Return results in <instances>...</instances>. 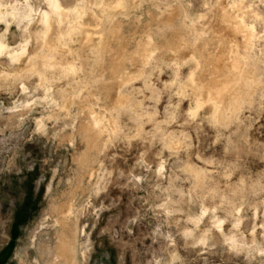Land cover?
<instances>
[{
	"label": "clouds",
	"instance_id": "clouds-1",
	"mask_svg": "<svg viewBox=\"0 0 264 264\" xmlns=\"http://www.w3.org/2000/svg\"><path fill=\"white\" fill-rule=\"evenodd\" d=\"M77 6L111 45L0 56V174L44 189L27 264H264V0ZM237 37L252 62L217 69Z\"/></svg>",
	"mask_w": 264,
	"mask_h": 264
},
{
	"label": "rangeland",
	"instance_id": "rangeland-1",
	"mask_svg": "<svg viewBox=\"0 0 264 264\" xmlns=\"http://www.w3.org/2000/svg\"><path fill=\"white\" fill-rule=\"evenodd\" d=\"M59 1L61 5L65 8H73L74 6L76 7L80 3V0ZM28 3L34 11L32 13L34 23L31 25L32 27L28 28L26 31V22L21 23L19 27L16 23H14L15 21H12L10 18H6V22L0 21V36L4 35V43L10 49L18 53L20 47L26 44L27 42L26 50L29 52V54H31L34 49L43 48L42 46L36 43L31 32L35 28V21H37L36 19L39 18V12L48 9L46 4L43 2H41L38 6L37 0H28ZM24 6L25 0H0V13L3 14L5 12H9V10L13 7H16V9H21ZM83 11L84 14L82 13L81 17L79 15H77V17L75 14L70 15V18L67 19V22L65 21L66 24L64 23L66 26L63 24L65 26V29L64 26L60 28L62 32H53L49 36V40H51L52 44L53 37L56 38L58 46L63 52L76 53L77 55H80L82 54V52H86L89 49L96 48V46L100 48H106L111 45L114 39V33L111 29H113V27H116L115 23L112 24L110 27L107 17H102L99 11L93 10L96 12V19L92 17V13H89L86 8L82 10V12ZM76 18H81L78 19V24L76 22ZM74 20L76 23L74 22ZM71 21L74 23V25L73 23H71ZM124 23L129 25L131 24L130 21H125ZM6 29L8 31H5ZM129 30L130 29L127 28L122 30L121 35H127V32ZM86 31L88 32V34L92 35V41L89 44L84 43V34L86 33ZM243 39V37L236 38L235 45H238L239 43L240 44L239 46L236 45L238 47V50L231 52L232 54L230 53V50L233 47H221V50L216 53V57L219 58L218 62H216L215 65L217 69H221L224 71L229 58H233L232 60L238 62L237 64L239 65V67H242L244 64L252 62V57L242 50L241 41ZM252 43H255V41H252ZM214 50V48L210 49V51ZM0 56L5 59V62H8L7 54H3ZM26 59L27 58L24 57V60ZM71 59H73V57L70 56L69 60ZM209 71H212V69H209ZM129 75L133 76V73H129ZM161 79H166V77H161ZM133 87H143V82L137 81L136 84L133 85ZM260 124H264V119L260 120ZM261 131H264V129H261ZM260 138L264 139V137ZM25 149L27 151H31L33 156L40 155V150L35 145H26ZM36 171L38 173V169ZM22 175L23 174L19 170L15 173H10L8 176H3L2 174H0V264H21L19 263V258L25 260L23 264H27L29 256H34L37 253V246L35 245L37 244L39 236L38 234H36L35 230L43 227L41 221L46 215V210L44 209V207H42L41 204L44 197V189L41 188L39 192H36L32 183L33 174H28L27 180H22ZM112 195H116V193H112ZM103 199L104 197L102 196L101 200ZM104 202L106 204L108 201L105 200ZM97 206H99V201L97 202ZM107 215L108 213L103 214V216L105 217ZM128 218H130V214L122 216L121 221L126 222ZM254 223L257 225V231L259 232L261 230L259 228V225L261 223V216L259 212L256 213V220L254 221ZM145 224L146 222H139L138 224L131 225V236L135 237L140 232L146 231L147 229L145 227ZM88 230L89 229L87 228L84 229L85 232H87ZM34 234H36L35 239ZM127 236L128 234L126 233L125 237L127 238ZM93 237H95V233H93ZM150 243V240L145 241V244ZM32 244L34 246L29 248L28 245ZM110 251H112L113 256L116 255V251L114 249H110ZM208 258L209 260L214 261L215 264H219V256H209ZM239 259L243 260V257H240Z\"/></svg>",
	"mask_w": 264,
	"mask_h": 264
},
{
	"label": "bare ground",
	"instance_id": "bare-ground-1",
	"mask_svg": "<svg viewBox=\"0 0 264 264\" xmlns=\"http://www.w3.org/2000/svg\"><path fill=\"white\" fill-rule=\"evenodd\" d=\"M45 4H46L48 10H44V11L39 12V18L36 19L37 21L34 20L36 22V25H35V28L32 30L31 33L33 34V37H34V40L36 41V43H37V41H39V45L47 50V49H50L51 47L55 46L54 44L51 43V40H49L50 34L53 32H59V31L62 32L60 30V28L66 24L65 21L67 22V19L70 18L69 16L72 14H75L76 16L79 15L81 17L82 16L81 14L82 13L84 14V11L82 12V10H84L85 8L78 7V6H76V7L74 6L73 8H65L61 5L59 0H48V2ZM33 12L34 11L32 10L31 6L29 5L28 0H25V6L22 7L21 9H16V7L15 8L13 7L9 10V12H5L3 14L0 13V21L6 22L7 21L6 18H10L12 21H15L14 23H16L18 26L21 25V23L26 22L25 23L26 24L25 30L27 31V29L32 27L31 25L34 24L33 18H32ZM96 18L97 17L95 16L94 19H96ZM76 19L75 20L77 22L78 19H81V18H76ZM11 20H9V21H11ZM75 20H74V22H75ZM71 23H73V22L71 21ZM77 24H78V22H77ZM7 25H9V24H7ZM73 25H74V23H73ZM65 26H64V29H65ZM82 28H83V26H82ZM113 29H114V27H113ZM5 31H8V30L6 29ZM89 35L90 34H88V32L86 31V33L84 34V41H85L84 43L89 44L92 41V39H91L92 35H90V36ZM3 36L4 35L0 36V55L7 54L8 58L9 57L14 58L15 56H17L20 53L21 47L18 50L19 53L10 49L4 43ZM98 42H100V41H98ZM239 44L238 45L236 44V45L239 46ZM25 45H27V44H24L23 46H25ZM236 45L234 48H231L230 53L235 51V50L236 51L238 50V47ZM233 55H235V54H233ZM237 55H238V53H237ZM238 58H237V60H238ZM241 58H242V56H241ZM232 59H230V58L228 59V63L226 65V68L224 71H227L228 69H232L234 74L235 73L239 74L238 70L240 69L241 66L239 67V65L237 64L238 62H235ZM39 251H40V249H39V247H37L36 252L38 253ZM24 261L25 260H23L22 258H19V263L23 264Z\"/></svg>",
	"mask_w": 264,
	"mask_h": 264
}]
</instances>
